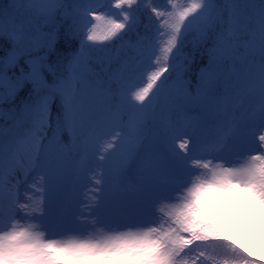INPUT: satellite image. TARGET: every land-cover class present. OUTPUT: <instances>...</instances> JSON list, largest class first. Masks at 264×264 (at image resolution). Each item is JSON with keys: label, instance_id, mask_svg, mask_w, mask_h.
<instances>
[{"label": "snow or ice", "instance_id": "6c2138e0", "mask_svg": "<svg viewBox=\"0 0 264 264\" xmlns=\"http://www.w3.org/2000/svg\"><path fill=\"white\" fill-rule=\"evenodd\" d=\"M262 240L264 0H0V264H264Z\"/></svg>", "mask_w": 264, "mask_h": 264}, {"label": "rangeland", "instance_id": "374dc122", "mask_svg": "<svg viewBox=\"0 0 264 264\" xmlns=\"http://www.w3.org/2000/svg\"><path fill=\"white\" fill-rule=\"evenodd\" d=\"M158 2H159V3H163V0H158ZM112 11H113V12H117L118 10H116V9H112ZM145 11H147V10H145ZM148 14H150V13H148ZM212 211H217V212H218L219 209H213ZM236 239H237L238 242H241V243H243V244H247L249 240H251V239H255V237H254V236L249 237V236L246 235L245 233L241 232V233H239V234L236 236ZM258 252H259L260 254H264V240L260 241V243H259V248H258Z\"/></svg>", "mask_w": 264, "mask_h": 264}, {"label": "trees", "instance_id": "16d2710c", "mask_svg": "<svg viewBox=\"0 0 264 264\" xmlns=\"http://www.w3.org/2000/svg\"><path fill=\"white\" fill-rule=\"evenodd\" d=\"M187 51H191V49H190V48H187V49H186V52H187Z\"/></svg>", "mask_w": 264, "mask_h": 264}]
</instances>
